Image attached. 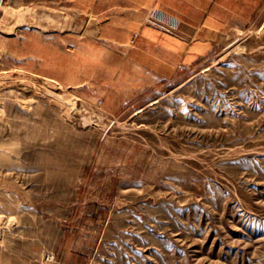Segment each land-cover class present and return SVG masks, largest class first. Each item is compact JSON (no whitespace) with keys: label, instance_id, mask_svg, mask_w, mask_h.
I'll return each instance as SVG.
<instances>
[{"label":"rangeland","instance_id":"1","mask_svg":"<svg viewBox=\"0 0 264 264\" xmlns=\"http://www.w3.org/2000/svg\"><path fill=\"white\" fill-rule=\"evenodd\" d=\"M204 3L0 0V264H264V0Z\"/></svg>","mask_w":264,"mask_h":264},{"label":"crops","instance_id":"2","mask_svg":"<svg viewBox=\"0 0 264 264\" xmlns=\"http://www.w3.org/2000/svg\"><path fill=\"white\" fill-rule=\"evenodd\" d=\"M170 1H172V0H170ZM205 1V3L203 4V6H202V8H201V10H195V11H193L192 13L193 14H198V13H201V14H203V15H211L210 14V12H208L209 10H210V8H211V0H204ZM219 1V0H218ZM195 9H200V7L199 6H197V5H192ZM219 7H220V5H219ZM203 9V10H202ZM171 14V13H170ZM217 14L219 15V12H217Z\"/></svg>","mask_w":264,"mask_h":264}]
</instances>
